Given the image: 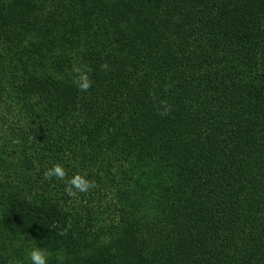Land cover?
<instances>
[{"label": "trees", "instance_id": "16d2710c", "mask_svg": "<svg viewBox=\"0 0 264 264\" xmlns=\"http://www.w3.org/2000/svg\"><path fill=\"white\" fill-rule=\"evenodd\" d=\"M90 1L0 0L2 222L58 250L49 264H113L128 239L169 264H264V0H209L226 18L213 31L203 13L191 30L223 32L207 64L169 10L168 23L154 18L184 1ZM149 17L148 39L137 32ZM76 66L91 69L86 92ZM55 163L96 187L69 196L44 179ZM204 192L222 214L197 222L186 209ZM7 244L0 264H31Z\"/></svg>", "mask_w": 264, "mask_h": 264}, {"label": "rangeland", "instance_id": "374dc122", "mask_svg": "<svg viewBox=\"0 0 264 264\" xmlns=\"http://www.w3.org/2000/svg\"><path fill=\"white\" fill-rule=\"evenodd\" d=\"M92 1H90V3H89L90 5L92 4ZM178 1L179 0H176V2H178ZM183 1L185 3L180 8V11H177L176 9L170 10L167 8V9H165V12H161L160 9H157L158 11H155L156 16H154V18L158 22L165 21L166 23H168V21L165 20V19H168L166 17V15H167L170 18V19H168L169 23H170L169 26H171L174 31H177L178 29H180L184 32H177V33H179V34L185 33L186 35H189V38L196 37L197 41H196V43L193 44V47L198 46L200 53L204 56L203 57L204 62H206L208 59H213L215 56H214V51H212V50L215 46L218 45L219 39H220L219 36L223 32L222 33L213 32L214 34L212 36L214 38L211 39L210 35L204 36V34L201 35L199 32H192L191 30L193 29V27L196 24H200L201 20L205 18V14H203V13L210 12L209 15L213 18L215 23H213V22L211 24L208 23L205 26L206 27L210 26V28L213 29V31L219 30V28L222 24L221 21L223 19H225L226 16H223L222 18L219 16V18H221L220 19L221 21L218 20V17L215 15L216 13L213 12L212 7L210 6V5H212V3H211L212 1H210V5L208 3L209 0H181V2H183ZM165 13H166V15H165ZM200 16H202V17L200 18ZM138 22L140 23V21H138ZM150 22L151 21H150V17H149L146 21H144L143 24L140 23V25L138 27L139 31L137 32L138 36H139V34L142 33L143 35L146 36V38L149 39V36H151V34H152L151 30L148 29L149 28L148 23H150ZM102 32L104 35L103 38H105V39L107 38V39L111 40V36L109 35V33L105 32V30H103ZM153 32H155V30ZM225 35H223V36H225ZM202 36H204L205 38L198 39L199 37H202ZM81 37L83 39H88L86 37V33H83ZM157 37H159V39H161L160 38L161 36H157ZM95 38L99 39L102 37L99 35V33H97V34H95ZM150 39L151 40L148 41V43H153V39L152 38H150ZM177 40L181 41L182 38H178ZM77 41H78V38H77ZM148 43L140 44L139 45L140 49L146 50L147 48H150V45H148ZM190 47H191V45H190ZM135 55H140V53H138V54L133 53L132 57ZM206 64H207V62H206ZM95 83H97V82H95ZM41 88H43V90H44V93L42 95H43L44 99L46 100V102H47V99H49L51 101V99L56 100L58 98V89H55V87L53 85L48 86L47 88H45V86H43ZM64 91H65V89H64ZM48 110H50L49 107H48ZM1 114L3 115V113H1ZM193 170H194V168H193ZM181 173L184 174L183 172H181ZM192 173L194 174L195 172H192ZM216 175H217V173H215L213 177H211V176L205 177V176L200 174L199 182L203 183L204 180H206L208 178H214ZM193 176L195 177V175H193ZM194 179L195 178H193V180ZM1 186L2 185H0V191L2 190ZM213 198H215V197L210 195L208 192H204V194H202L201 196H198L197 198L193 196L192 200L190 201L192 207L189 209H186L190 215V216L188 215V217H195V221L202 222L203 218H205L204 215H206V213H208L210 211L209 208H213L211 210L213 215H221L222 214L221 205L219 202H216L217 205H219L218 207H216ZM3 199L6 202L8 200L7 197H4ZM199 199H203V201H200ZM216 200H217V198H215V201ZM6 202H0V247L3 248L6 252L7 250L5 248V245L8 242H10V245L18 246L26 252H27V249H29V252H30V250L33 247H39V248L44 249V247L38 246L36 244V242L34 241V238L30 234H19L18 232H15L13 230H9V228L6 227L5 222H2L3 211L8 205V204H6ZM241 208L243 209L244 213L245 212H251V211L253 212V206L249 207V206H246L242 203ZM249 208L251 209V211ZM218 227H220V224H215L212 228L216 231L218 229ZM47 251H48V253H50V255L48 257L49 261H52L51 257H53L54 254H58V250H47ZM2 252H0V258L3 257ZM19 253L20 252H15L13 254L18 255ZM118 253L120 256H118L116 259H114L113 264H169V261H170V260L167 261V259H166L167 256H162V258L160 260L157 259L156 256L155 257L149 256L150 253H149V251L145 250V245H140L138 247L135 241L129 240V239L126 240V242H124V244L120 247ZM160 255H159V257H160ZM0 261H3V260H0ZM172 263L173 262H171L170 264H172Z\"/></svg>", "mask_w": 264, "mask_h": 264}, {"label": "clouds", "instance_id": "9594fccd", "mask_svg": "<svg viewBox=\"0 0 264 264\" xmlns=\"http://www.w3.org/2000/svg\"><path fill=\"white\" fill-rule=\"evenodd\" d=\"M104 70L108 69V64L105 62L101 65ZM76 74L73 79V83L77 85L78 89L81 91H88L92 85V81L89 78L88 73L91 71L87 66H76L73 69ZM161 106L163 111H160V115H167L171 110V105L166 101H161ZM45 180H52L56 178L57 180L65 182V191L69 196H73L76 192L89 193L92 189L96 187V182L87 178L86 174L76 173L71 177H68V172L63 165L60 163H55L51 168H48L43 173ZM70 227V225L68 226ZM67 228H63L60 231V235L67 234ZM50 253L46 249L39 247H33L28 253V258L31 264H48V257ZM57 259L61 261L64 260L62 255H58Z\"/></svg>", "mask_w": 264, "mask_h": 264}]
</instances>
